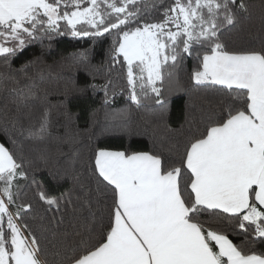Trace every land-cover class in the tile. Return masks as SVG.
I'll use <instances>...</instances> for the list:
<instances>
[{
	"label": "snow or ice",
	"instance_id": "6c2138e0",
	"mask_svg": "<svg viewBox=\"0 0 264 264\" xmlns=\"http://www.w3.org/2000/svg\"><path fill=\"white\" fill-rule=\"evenodd\" d=\"M248 8L247 0H0L5 66L37 40L71 35L94 42L73 59L91 76L92 50L110 36L101 62L108 78L88 85L104 91L102 106L117 95L110 87L117 67L128 101L138 107L151 102L156 111L150 115L165 122L170 96L181 90L174 70L185 57L197 62L194 87L225 94L221 111L202 130L189 129L182 150H94L91 175L107 203L97 213L93 190L80 184L85 190L76 199L94 226H85L87 238L82 236L68 264H264V249L248 246L264 244V48L233 50L220 39ZM30 63L18 71L26 73ZM31 100L22 97L18 110L30 119L39 115L35 123L21 124V134L45 142L57 105L38 109ZM59 106L68 115L66 103ZM112 115L126 122V110ZM11 145L0 142V264H47L39 237L25 222L33 204L21 194L34 186L49 210L60 211L62 202L72 203L71 190L51 194L36 178L35 162L18 150L23 146L16 140ZM40 159L47 162V154ZM231 232L247 240L236 244Z\"/></svg>",
	"mask_w": 264,
	"mask_h": 264
},
{
	"label": "trees",
	"instance_id": "16d2710c",
	"mask_svg": "<svg viewBox=\"0 0 264 264\" xmlns=\"http://www.w3.org/2000/svg\"><path fill=\"white\" fill-rule=\"evenodd\" d=\"M247 2L248 11L240 13L239 23L224 30L220 37L229 49L264 48V0ZM111 39L106 36L102 43L96 42L88 66L91 76L85 73L83 65L73 63L76 53L92 49L94 42L87 37L62 35L52 40L44 38L29 44L22 53L13 57L10 67L0 60V142L12 147L11 140H16L18 145L23 146L18 150L35 162L38 168L36 178L51 194L59 195L71 190L72 203L62 202L60 211L49 210L38 199L34 186L24 187L21 194L23 201L33 204L25 222L39 237L47 264H68L73 250H80L82 236L87 238L85 226H94L93 218L76 199L85 190L80 188V184H86L93 190L97 213L107 203L103 190L99 195L96 193L95 178L91 175L90 160L94 150L100 147L133 151L167 150L172 147L182 150L189 129L199 127L202 130L206 119L220 112L225 102L224 93L193 86L191 73L197 62L192 57H185L174 70L181 90L173 91L170 96L165 122L150 115L156 111L151 102L138 107L128 101L127 92H121L122 88H126V81L117 67L112 68L110 77V87L117 95L111 104L102 106L104 91L100 88L93 91L88 85L106 82L108 67L106 64L101 66L105 59L102 53ZM30 61L32 63L26 73L18 71ZM172 86L175 87L174 84ZM24 96L32 97L30 102L38 109L49 104L57 105L52 111V134L45 142L25 139L21 134V124L27 127L30 122L35 123L39 115L37 111L30 119L25 109L18 110L19 100ZM60 101L66 103L68 115L64 114L65 108L59 106ZM120 110H126V122L112 115ZM125 128L130 129L132 134L129 135ZM42 154H47V162L40 159ZM74 156L76 158L72 162ZM65 170L68 175L61 178ZM77 174L79 179L74 180L73 176ZM96 199L99 200L98 205ZM230 238L236 244H244L247 240L238 232H231ZM248 246L264 249V244L260 243Z\"/></svg>",
	"mask_w": 264,
	"mask_h": 264
}]
</instances>
